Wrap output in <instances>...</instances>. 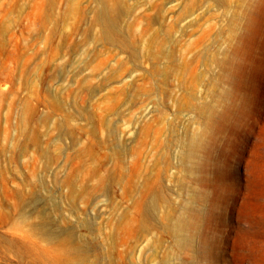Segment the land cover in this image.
Masks as SVG:
<instances>
[{"label":"rangeland","instance_id":"1","mask_svg":"<svg viewBox=\"0 0 264 264\" xmlns=\"http://www.w3.org/2000/svg\"><path fill=\"white\" fill-rule=\"evenodd\" d=\"M0 264H264V0H0Z\"/></svg>","mask_w":264,"mask_h":264}]
</instances>
